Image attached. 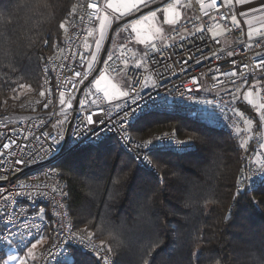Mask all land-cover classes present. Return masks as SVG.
<instances>
[{
  "label": "built area",
  "instance_id": "2783aa9c",
  "mask_svg": "<svg viewBox=\"0 0 264 264\" xmlns=\"http://www.w3.org/2000/svg\"><path fill=\"white\" fill-rule=\"evenodd\" d=\"M105 1H78L64 40L42 63L39 93L45 95L38 93L20 104L18 116L8 108L0 111V258L5 257L8 247L28 249V241L42 235L45 244L35 264H65L75 250L91 254L103 264H113L109 254L76 227L66 206L67 184L56 164L70 153L110 140L140 168L160 178L152 158L155 153L189 152L195 144L171 131L160 133L150 146L148 140L134 137L133 125L149 115L183 114L201 126L229 133L242 145L240 160L245 176L237 191L264 182V121L258 107L264 104V35L246 36L243 28L232 22L233 7L221 0L214 6H210L212 0H189L192 18L169 30L155 49H139L128 33V39L108 48L101 67L110 77L122 76L133 83L135 92L120 102L108 103L101 93L90 91L81 103L99 29L88 5L96 2L104 11ZM215 22L223 27L222 38L228 40L225 45L213 35ZM137 61H143L140 68L135 67ZM77 71L80 77L75 75ZM193 80L199 83L194 85ZM60 92L65 93L64 105L59 103ZM227 102H231L230 107L225 106ZM68 103L73 107L68 108ZM233 108L243 112L244 118L234 116ZM89 113L102 123L88 125L85 118ZM53 138L59 142L53 144ZM50 147L52 151L45 155ZM34 155L36 159H32ZM8 238L12 244L7 243Z\"/></svg>",
  "mask_w": 264,
  "mask_h": 264
},
{
  "label": "trees",
  "instance_id": "16d2710c",
  "mask_svg": "<svg viewBox=\"0 0 264 264\" xmlns=\"http://www.w3.org/2000/svg\"><path fill=\"white\" fill-rule=\"evenodd\" d=\"M78 1L0 0V111L38 96L42 63L64 40L60 25L73 19ZM21 84L34 95L13 104ZM165 131L191 138L195 148L155 153L160 178L110 140L56 164L76 227L113 264H264V182L237 191L245 176L241 143L178 113L132 127L134 137L148 141ZM72 259L103 264L78 250Z\"/></svg>",
  "mask_w": 264,
  "mask_h": 264
},
{
  "label": "snow or ice",
  "instance_id": "6c2138e0",
  "mask_svg": "<svg viewBox=\"0 0 264 264\" xmlns=\"http://www.w3.org/2000/svg\"><path fill=\"white\" fill-rule=\"evenodd\" d=\"M237 2L238 3H243L244 0H237ZM145 3H146V0H122V2L118 5V4L113 3L112 0H109V2L105 4V8L106 9H110L112 11V13H118L119 14V15H116V16H110V14L108 12L102 11L98 7V4L96 2H93V3L88 5L90 8H92L94 10L92 15L94 16L95 20L99 21V29H98V31H99V39L95 41V47H96L97 52L100 50L101 44H102V42L105 39V33H106L107 29L111 26L112 20L113 19H121V18H123L124 16L130 14L132 11L138 10L139 7L141 5H143V4H145ZM228 3L231 4L232 0H228ZM178 4H180V0H175V3H168L167 7H165L162 10L163 13L165 14V22L167 24H169V25L175 24L177 22V17H179V13L176 11V5H178ZM215 4H216V0H212V5H210V6H214ZM201 6L203 7V4ZM73 11H75V9H73ZM261 11H264V9H261ZM205 14L207 15V13H205ZM168 17H171V18H168ZM155 19H156V13L153 12L151 17L145 16L142 20H137L135 24L126 26L123 30L127 31V27H131V30L133 32H135L136 35H137L138 43L147 45L149 40H151L153 37L162 36L163 35L162 29L160 27H156L155 26V24H154ZM231 19H232L233 23H238L237 18L235 16H232ZM147 22H152V23H151V27H150L149 33L147 35H144V34H142L141 30L144 28V25ZM60 27L65 29V32H67V28H66L65 24L62 23L60 25ZM255 31H259V30L257 29ZM88 35L92 36L93 32L89 31ZM248 35L251 37L252 32L250 31L248 33ZM86 47H87V45H86ZM155 47H156L155 44H151V48L152 49H155ZM231 54L232 53H228V55H231ZM145 56H147V52H145ZM91 59L93 61H95L96 57L92 56ZM107 59H108V61H112L113 60L112 55H108ZM262 62H264V60H262ZM142 63H143V61H137L135 63V67L136 68H140ZM124 64H125V66H127L128 61L125 60ZM92 67H93L92 64L88 65V71L89 72L92 71ZM105 71H107V69H105ZM75 75L77 77H80L81 73L79 71H77L75 73ZM231 75L235 76L236 73L232 72ZM86 76H87V73L84 74V77H82V79L86 78ZM106 79H107L106 76L101 74L100 80L96 81V85H97V92L98 93H102V98L107 100L109 103H111L114 100H119L121 98H127V97H129L130 92H135L136 91L135 85L133 83H131V82H128L127 85H126L127 88H128V91H122L121 88L118 86V84L111 83V82H109L108 86H106V87H100L101 81H104ZM145 83H147V82H145ZM153 83L155 84V81ZM192 83L195 85V84H198L199 81L193 80ZM20 87L21 88H27V87H29V85L21 84ZM188 91L192 92V91H196V89L195 88H189ZM39 94H40L41 97H43L45 95V93L43 91H41ZM89 94H91V93H89ZM248 95L251 96V93H248ZM59 97H60L59 98V103L61 105H64L66 103V101H65V93L64 92H60ZM99 98L100 97H98V99ZM233 99L234 100L236 99L235 95H233ZM91 103L92 104H97V100H92ZM222 103H224V102L222 101ZM249 103H251V101H249ZM67 106H68V108H72L73 107V105L71 103H68ZM225 106L226 107H230L231 106V102L225 103ZM81 107H86V106L85 105H81ZM258 107L261 110L260 119L262 121H264V104L259 105ZM232 112H233L234 116L239 117L241 119L244 118V113L243 112H237L235 108L232 109ZM85 120H86V123L88 125H92V124H95V123H102V121H96V120L93 119V113H89L86 116ZM244 122L246 124H249V125L252 123L251 120H245ZM58 142H59V138H53V144H56ZM147 143L150 146L152 144V141H148ZM138 146L139 147H145V145H138ZM5 147H7V146L5 145ZM50 151H52L51 147L49 149L45 150V155H48V153ZM32 159H36L35 155L32 157ZM19 162H22V161H18V163ZM52 191L55 192L56 189L54 188V189H52ZM17 195H22V193H18ZM40 195L41 196H46L47 193L46 192H40ZM4 199L7 201L9 198H8V196H5ZM60 207H63V205H60ZM70 234H71V232H70ZM44 239H45L44 236L37 235L35 237V242L28 241V243L30 244V247L28 248V256H33V250L36 249L39 244H42ZM7 243L8 244H12L13 243L12 239L8 238L7 239ZM67 243H68V247L70 248L71 247V240H68ZM109 251H111L110 248H109ZM9 260L13 261V262H17V264H27V260L23 256H15V255H13V256L9 257ZM5 264H8V262L6 261ZM66 264H74V261H73V259L71 257V254H69V256L67 257ZM145 264H147V260H145Z\"/></svg>",
  "mask_w": 264,
  "mask_h": 264
},
{
  "label": "rangeland",
  "instance_id": "374dc122",
  "mask_svg": "<svg viewBox=\"0 0 264 264\" xmlns=\"http://www.w3.org/2000/svg\"><path fill=\"white\" fill-rule=\"evenodd\" d=\"M108 2H109V0H107L105 2V4L108 3ZM112 2L119 5L122 2V0H112ZM105 4H104V11L108 12L110 14V16L119 15L118 13H112V11L110 9H106L105 8ZM156 5H160V0H146V3L141 5L138 10L132 11L130 14L124 16L121 19H113L112 20V24L107 29V31L105 33V39L102 42L100 50L98 52H97L95 44H94V50H93L92 56H95L96 60L93 61L91 59V63L90 64H92V66H93L91 72H89L88 68H87V72H88L89 76H88V79H87V81L85 83H87V82L88 83H87V86L85 87L84 91L81 94V103L85 99V97H86L88 92H90V91H96L97 92L96 81L100 80L101 74L105 75L107 79L104 80V81H101L100 87H106V86H108L109 82H111V83L118 84V86L121 88L122 91H128V88L126 86L127 84H126V81H125L124 77H122V76L118 77V78L110 77L109 75H107L105 73V71L103 70L102 67H100V69L98 70L99 63H100V58H101V56L103 54V51H104V49L106 47V43H107L108 37H109L112 29L114 28L115 25H118L120 23H122V25L117 30H115V32L113 34V37H112V40H111L110 47L115 46L120 41H124V40L128 39V36L126 35V33H128L131 37H133V39L135 41V44L137 45V47L139 49L147 48V47L151 46V44H156L158 41L159 42L160 41L164 42L165 41V35L167 34V31H168L167 29L172 30L176 25L179 24V22L177 20V22L175 23L176 25L169 26L165 22V14L162 11L167 6H159L157 8H153ZM141 12H144V13L139 15ZM153 12L156 13V19L154 21V24H155L156 27H160L162 29V31H163V35L162 36L153 37L151 40H149L148 44L146 45V44L138 43L137 35H136L135 32H133L131 30V27H127V31L123 30L126 26L135 24L137 20H142L145 16L151 17ZM162 14L164 15V18L162 17ZM168 18H171V17H168ZM151 23L152 22L145 23L144 28L141 30L142 34L147 35L149 33L150 27H151ZM221 31H222L221 29H218V30L215 31V33H213V35L214 36L222 35L223 31H222V33H221ZM98 39H99V31L97 32L96 40H98ZM227 42L228 41L226 39H222L223 45H225ZM97 70H98V72H97ZM33 95H34V93H33V91L31 89L23 88L19 92V94L16 97H14L13 104L15 103V101H19V100L22 101V99H24V98L25 99L26 98L27 99L32 98L31 96H33ZM123 99L124 98H121L119 100H114L111 103L120 102ZM20 104H22V102ZM19 105H17L16 111H9V112L12 115H14V116H18L19 115V111H18ZM9 107H11V106H9ZM14 108H15V106H14ZM153 116L154 115H149V116H147V118H151ZM44 244H45V241H43L42 244H39L37 246V248L33 250V256H28V249L21 250L17 245L10 246L7 249H5V258L3 259V261H1V264H5L6 261L8 262V264H17V262H13V261L9 260V257H11L13 255L25 257V259L27 260V264H35L36 263V259L38 257V254L40 253V251H41L42 247L44 246Z\"/></svg>",
  "mask_w": 264,
  "mask_h": 264
},
{
  "label": "crops",
  "instance_id": "0c3cea01",
  "mask_svg": "<svg viewBox=\"0 0 264 264\" xmlns=\"http://www.w3.org/2000/svg\"><path fill=\"white\" fill-rule=\"evenodd\" d=\"M221 1L225 5L233 7L234 12H235L234 16L237 18V21H238V23H234V24L238 27L243 28L246 36L250 37L248 35V33L250 31L252 32V35L250 38H257V37L264 35V11H261V9H264V0H244L243 3H238L237 0H232L231 4L228 3V0H221ZM105 2H104V4H105ZM168 3H175V0H160V5H156L153 8H157L159 6H167ZM176 11L179 13V17H177V20L179 23H182L186 20H189L194 15V12L190 6L189 0H180V4L176 5ZM142 13H144V12H141L139 15H141ZM162 17L164 18L163 14H162ZM121 25H122V23L116 25L114 27V29L118 26L120 27ZM174 25H176V24H172L169 26H174ZM218 29H221L223 31L222 25L218 22H215L214 23V33ZM257 29L259 31H255ZM167 30L169 31L170 29H167ZM222 31H221V33H222ZM113 34H114V32H113ZM217 37H220L221 39H225V38H222V35H217ZM133 41H134V39H133ZM160 42H162V41H160ZM134 45L137 46L135 44V41H134ZM144 49H146V48H142L141 50H144ZM125 81H126V79H125ZM87 83H85V85ZM126 84H127V81H126ZM85 87L86 86H84L83 89H85Z\"/></svg>",
  "mask_w": 264,
  "mask_h": 264
},
{
  "label": "water",
  "instance_id": "95a60500",
  "mask_svg": "<svg viewBox=\"0 0 264 264\" xmlns=\"http://www.w3.org/2000/svg\"><path fill=\"white\" fill-rule=\"evenodd\" d=\"M113 32H114V28L112 29V31H111V33H110V35H109V37H108V40H107V43H106V47H105V49H104V51H103V54H102V56H101V58H100V63H99V68H98V70H99L100 67L102 66L103 59H104L105 54H106V52H107V50H108V48H109V46H110V43H111V40H112V37H113ZM98 70H97V72H98ZM85 86H87V84H86ZM77 103H78V100H77Z\"/></svg>",
  "mask_w": 264,
  "mask_h": 264
}]
</instances>
